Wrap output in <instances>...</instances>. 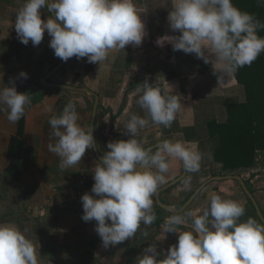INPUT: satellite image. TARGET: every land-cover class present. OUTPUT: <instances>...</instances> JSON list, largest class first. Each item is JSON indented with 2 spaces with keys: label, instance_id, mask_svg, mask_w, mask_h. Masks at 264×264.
I'll use <instances>...</instances> for the list:
<instances>
[{
  "label": "crops",
  "instance_id": "obj_1",
  "mask_svg": "<svg viewBox=\"0 0 264 264\" xmlns=\"http://www.w3.org/2000/svg\"><path fill=\"white\" fill-rule=\"evenodd\" d=\"M133 2L145 26L146 35L140 46L128 45L124 50L110 51L108 58L99 64L88 63L86 57L79 60L72 57L48 82L85 88L98 96L94 139L100 156L109 151L107 143L130 138L125 126L133 114L145 117L144 110L136 103L140 95L136 92V86L142 85L146 78L150 85L159 87L162 94L179 95L183 107L170 127L149 121L148 126L138 131L136 139L142 142L144 148L169 140L184 142L188 147L195 145L197 149V135H184V132L190 129L198 131L196 124L200 118L215 117L219 121L223 120L226 103L244 102V90L237 84L232 73H225L224 78L218 80L223 67L221 64L205 63L194 53L173 51L168 43L157 45L156 41L162 36L180 35L178 31L170 29L167 21L169 0ZM23 3L24 0H0V72L4 73L2 82L11 87L9 81L13 80L17 92L26 93L31 98V104L25 108L20 136L19 121L10 123L6 112H0V223H15L21 230L28 229L26 235L37 249L38 264H136V258L151 245L156 246L158 253L166 252L170 245L177 243L178 236L176 233H164L163 225L173 213H163L156 209L155 196L153 211L156 221L151 225L141 224L133 238L107 248L103 247L94 231L96 222H84L81 219V201L54 211L45 208L48 198L72 186L81 173H93L96 164L100 163L92 148L86 150L80 163L61 170L59 157L48 150V144L55 142L51 138L52 129L48 121L71 102L79 115L78 124L87 130L92 113V109L90 111L88 107L92 103L93 108L94 99L82 93L41 85L43 77L61 59L55 57L49 47L51 37L47 31L38 46H33L31 41L28 45L20 43L14 22L15 13ZM174 3L175 0H171V10ZM40 12L42 20L51 16L46 6ZM150 18L153 19L152 24ZM205 54L212 57L208 49ZM20 72L27 73L28 78H20ZM49 106L52 111L45 110ZM106 117H109L107 122ZM12 137H17L23 143L25 151L34 154V160L19 177L17 169L8 171L12 163L9 157ZM261 155L264 154L257 157L256 167L241 177L249 183L264 215V159ZM208 157L203 155L201 170L204 165L205 169L212 167L206 160ZM169 163L164 185L178 178L182 172L181 162L169 158ZM200 169L198 172L187 173L182 182L161 193V201L178 208L179 206L166 201L165 197L177 192L176 196L182 197V206L184 200L210 178H204ZM195 173L198 176L191 175ZM185 180H189L188 187H185ZM211 193L243 205L245 214L240 218L241 221L250 217L249 205L239 184L227 180L208 184L190 205L192 217L188 219L192 221L195 216L202 214L209 206ZM191 221L180 225L181 230L192 231ZM145 232L147 236L144 235ZM162 258L163 256H157L158 260Z\"/></svg>",
  "mask_w": 264,
  "mask_h": 264
},
{
  "label": "clouds",
  "instance_id": "obj_2",
  "mask_svg": "<svg viewBox=\"0 0 264 264\" xmlns=\"http://www.w3.org/2000/svg\"><path fill=\"white\" fill-rule=\"evenodd\" d=\"M45 6L54 13V19H41L40 10ZM15 14L14 29L20 43L28 45L31 41L38 46L47 31L54 56L65 62L86 57L88 63L99 64L110 51L140 46L146 35L133 0H24ZM167 21L180 35L162 36L157 45L168 43L173 51L194 53L205 63L221 64L218 80L225 73L250 66L264 52V37L257 35L264 24L235 7L232 0H175ZM206 49L212 53L211 58L205 54ZM3 75L0 72V112H6L8 121L15 124L31 98L18 93L13 80L9 81L11 87L5 86ZM19 77L28 78L25 72ZM136 92L140 93L136 103L145 117L133 114L125 126L130 138L107 143L109 151L93 170L94 195L85 193L80 198L81 219L96 222L94 231L104 248L133 238L141 224L156 221L153 196L166 183L169 158L181 162L187 173L198 172L203 158L195 145L188 147L181 141L164 140L154 151L145 149L136 139L138 131L149 121L170 127L183 104L179 95L162 94L147 78L136 86ZM45 110L52 111L50 106ZM78 120L75 105L69 102L48 121L55 140L48 144V150L59 157L61 170L80 163L86 150L94 147V129L85 130ZM184 184L188 187L189 180ZM244 214L239 202L211 193L209 206L192 219V231L179 227L188 223L192 213L187 218L172 214L163 231L176 233L177 243L160 253L154 245L147 247L136 264H264V222L253 218L241 221ZM27 232L15 223H0V264H38L37 249ZM157 256L163 258L158 260Z\"/></svg>",
  "mask_w": 264,
  "mask_h": 264
},
{
  "label": "trees",
  "instance_id": "obj_3",
  "mask_svg": "<svg viewBox=\"0 0 264 264\" xmlns=\"http://www.w3.org/2000/svg\"><path fill=\"white\" fill-rule=\"evenodd\" d=\"M232 3L241 11L252 14L256 20L264 24V0H232ZM170 11L171 0L167 6V13ZM152 22L153 19L150 18V23L152 24ZM257 35L264 37V28L259 29ZM232 75L237 84L242 86L245 101L241 103L227 102L223 120L219 121L215 117L200 118L196 124L198 131L190 129L184 132V135L191 133L197 135V150L204 156L208 155L206 160L214 167L217 166L216 169L214 167L205 169L204 165L202 170L200 169L204 178L228 175L241 177L253 170L256 167L257 157L264 154V52L250 66L242 67ZM88 109L91 111L92 103L89 104ZM23 120L24 115L19 120L18 136L21 135ZM9 157L12 159V163L8 167V171L17 169V177L34 160V154L25 151L23 143L17 137H12L10 140ZM245 184L253 194L249 183L245 181ZM245 200L251 207L257 222H260L249 200L246 197ZM189 207L182 212V215L187 216L190 213ZM156 209L163 213L166 212L159 207Z\"/></svg>",
  "mask_w": 264,
  "mask_h": 264
},
{
  "label": "water",
  "instance_id": "obj_4",
  "mask_svg": "<svg viewBox=\"0 0 264 264\" xmlns=\"http://www.w3.org/2000/svg\"><path fill=\"white\" fill-rule=\"evenodd\" d=\"M47 7V6H46ZM52 18L54 19V13H50ZM65 61H60L55 67H53L41 80V85L44 87H49V88H53V89H63V90H67V91H72V92H78V93H82L88 96L93 97L94 99V103H93V108H92V113H91V120H90V129H94V124H95V118H96V113H97V109H98V96L89 91L88 89L85 88H79V87H73V86H68V85H61V84H55V83H49L48 80H50L51 78H53L60 70L62 67H64L65 65ZM92 135L94 137V131L92 132ZM95 141V139H94ZM159 143L162 142H158L155 145L145 148V149H153V151L155 150L156 145H158ZM93 151H94V155L96 157V159L101 162V158L102 156L99 155L98 151H97V147L96 144H94L93 147ZM181 167H182V172L181 175L176 178L175 180L171 181L170 183L162 186L156 196H155V201H156V205L157 207H159L160 209L169 212V213H182L187 207H189L193 201L196 199V197L199 195V193L210 183L213 182H221V181H227V180H231V181H236L242 192L244 193L245 197L249 200V202L251 203L255 214L258 218V220L260 222H264V215L262 213V211L260 210V207L258 206L253 194L250 192V190L248 189V187L245 184V181L242 177L240 176H236V175H228V176H212L208 179H206L203 183H201L195 190L194 192L190 195V197L185 201V203L180 207V208H175V207H171L167 204H164L161 199H160V194L163 192H166L167 190L171 189L172 187L178 185L180 182H182L187 175V172H185V170L183 169L182 163H181Z\"/></svg>",
  "mask_w": 264,
  "mask_h": 264
},
{
  "label": "built area",
  "instance_id": "obj_5",
  "mask_svg": "<svg viewBox=\"0 0 264 264\" xmlns=\"http://www.w3.org/2000/svg\"><path fill=\"white\" fill-rule=\"evenodd\" d=\"M94 173L83 172L75 180L72 186L66 190L48 198L45 202V208L54 211L57 209H64L67 206L73 205L81 201V196L85 193L92 195L91 188L94 184Z\"/></svg>",
  "mask_w": 264,
  "mask_h": 264
},
{
  "label": "rangeland",
  "instance_id": "obj_6",
  "mask_svg": "<svg viewBox=\"0 0 264 264\" xmlns=\"http://www.w3.org/2000/svg\"><path fill=\"white\" fill-rule=\"evenodd\" d=\"M264 157V155H261V158L262 159H264L263 158ZM261 162V161H260ZM214 166L212 165V168H213ZM215 169L217 168V166H215L214 167ZM192 176H198L196 173L195 174H191ZM195 179H197V177L195 178ZM251 188V187H250ZM164 193V192H163ZM176 194H177V192L175 193V192H172V193H169L168 195L169 196H165L166 197V201H168V202H170V203H172V204H175L176 206H179L180 204H181V202H182V197L180 198H178L177 196H176ZM249 215H250V217L249 218H253V219H255V216H254V213L252 212V209H251V207H249ZM256 220V219H255Z\"/></svg>",
  "mask_w": 264,
  "mask_h": 264
}]
</instances>
